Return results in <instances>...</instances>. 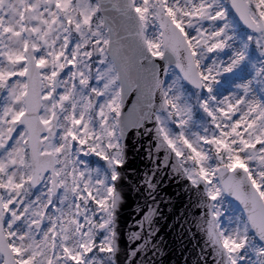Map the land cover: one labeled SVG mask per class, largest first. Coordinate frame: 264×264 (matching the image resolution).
Listing matches in <instances>:
<instances>
[{"label": "snow or ice", "instance_id": "snow-or-ice-1", "mask_svg": "<svg viewBox=\"0 0 264 264\" xmlns=\"http://www.w3.org/2000/svg\"><path fill=\"white\" fill-rule=\"evenodd\" d=\"M129 130L264 264V0H0V264H113Z\"/></svg>", "mask_w": 264, "mask_h": 264}, {"label": "water", "instance_id": "water-1", "mask_svg": "<svg viewBox=\"0 0 264 264\" xmlns=\"http://www.w3.org/2000/svg\"><path fill=\"white\" fill-rule=\"evenodd\" d=\"M123 145L124 163L115 182L116 263L212 264L205 237L197 227L202 209L195 190L150 154L154 140L147 134L129 130ZM148 212H152L150 223L144 225L138 239H133L137 222Z\"/></svg>", "mask_w": 264, "mask_h": 264}, {"label": "rangeland", "instance_id": "rangeland-1", "mask_svg": "<svg viewBox=\"0 0 264 264\" xmlns=\"http://www.w3.org/2000/svg\"><path fill=\"white\" fill-rule=\"evenodd\" d=\"M94 168H97V169H99V170H100V172H101V168H100L99 166H95Z\"/></svg>", "mask_w": 264, "mask_h": 264}]
</instances>
